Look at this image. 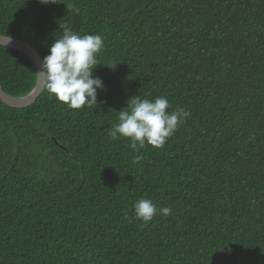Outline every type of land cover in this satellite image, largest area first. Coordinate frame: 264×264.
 Wrapping results in <instances>:
<instances>
[{"label":"trees","instance_id":"16d2710c","mask_svg":"<svg viewBox=\"0 0 264 264\" xmlns=\"http://www.w3.org/2000/svg\"><path fill=\"white\" fill-rule=\"evenodd\" d=\"M70 7L103 37L104 88L78 110L0 101V264H264V0H0V34L43 59ZM35 76L0 44L6 94ZM134 95L190 112L162 148L110 138ZM141 198L171 214L143 223Z\"/></svg>","mask_w":264,"mask_h":264},{"label":"clouds","instance_id":"9594fccd","mask_svg":"<svg viewBox=\"0 0 264 264\" xmlns=\"http://www.w3.org/2000/svg\"><path fill=\"white\" fill-rule=\"evenodd\" d=\"M47 2L41 0V3ZM10 39L8 36L6 40ZM103 48L101 35L81 36L66 28L60 38L54 39L41 61L40 70L36 71L39 82L49 96L70 109L97 105V90L103 89L104 84L101 78L93 75V68L100 64L97 55ZM169 108L171 105L164 96L150 100L134 95L118 111V122L111 126L109 136L112 140L127 138L130 148L136 152L146 146L162 148L190 115L183 107L166 111ZM142 160V155H136L133 162ZM133 213L135 218L147 224L158 214L167 217L171 209L158 207L150 199L141 198L133 203Z\"/></svg>","mask_w":264,"mask_h":264},{"label":"water","instance_id":"95a60500","mask_svg":"<svg viewBox=\"0 0 264 264\" xmlns=\"http://www.w3.org/2000/svg\"><path fill=\"white\" fill-rule=\"evenodd\" d=\"M41 1V0H39ZM59 1V0H58ZM48 2H53V0H48ZM70 14V30L75 32L77 31L80 24V14L74 10L73 7L69 8ZM8 36L0 34V44L9 48H14L22 53H24L32 62L35 69V83L32 89L23 96H11L6 94L0 86V101L10 107H23L29 105L33 102L36 97L40 94L43 89L42 84L39 82L36 71L40 70V64L42 59L38 54L37 50L28 42L23 41L18 38L10 37L11 39L7 41Z\"/></svg>","mask_w":264,"mask_h":264}]
</instances>
